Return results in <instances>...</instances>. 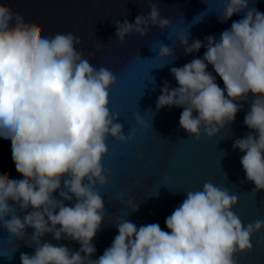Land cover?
<instances>
[{
	"label": "clouds",
	"instance_id": "9594fccd",
	"mask_svg": "<svg viewBox=\"0 0 264 264\" xmlns=\"http://www.w3.org/2000/svg\"><path fill=\"white\" fill-rule=\"evenodd\" d=\"M219 3L221 23L242 12L243 18L233 21L218 40L208 36L189 44V32L177 35L186 55L202 47L206 51L202 58L171 67L178 87L165 81L156 109L183 108L180 128L196 140L202 135L212 138L234 123L240 102L251 94L244 125L255 135L236 139L233 149L244 153L240 163L256 194L264 190V13L249 8L248 0ZM147 6L150 12L138 15L134 23L114 21L119 43L133 33L146 37L152 27H171L157 3L147 0ZM81 43L71 32L49 36L43 25L0 3V137L11 140L12 161L23 177L14 180L11 173H0V226L21 240L27 228L34 229V254L21 253V264H239L237 257L253 250L252 237L264 230V219L245 225L233 211L238 196L211 182L186 192L165 219L169 231L158 223L137 227L122 218L115 224L118 235L111 245L91 259L96 252L93 240L107 215L99 189L111 175L102 163L108 138L125 144L135 128L124 134L119 114L109 107L116 75L93 66L84 51L77 50ZM158 56L174 57L173 48L161 44ZM208 65L222 79L223 89ZM134 119L148 127L140 113ZM56 192L62 199L54 197ZM124 196H117L121 204ZM73 199L72 206L65 205ZM126 204L138 211L133 199ZM18 210L27 214L21 217ZM45 234L75 241L79 251L42 243Z\"/></svg>",
	"mask_w": 264,
	"mask_h": 264
},
{
	"label": "water",
	"instance_id": "95a60500",
	"mask_svg": "<svg viewBox=\"0 0 264 264\" xmlns=\"http://www.w3.org/2000/svg\"><path fill=\"white\" fill-rule=\"evenodd\" d=\"M5 2L14 11L22 12L26 21L43 25L49 36L68 32L78 36L82 43L77 50L82 49L96 68L107 67L116 75L117 84L111 89L109 107L111 112L119 114L124 134L135 128L132 139L125 144L108 138V152L102 163L111 175L107 185L99 189L107 215L93 240L96 252L91 259H98L111 245L118 235L115 224L122 218L137 227L158 223L161 229L169 231L165 219L183 202L186 192L202 190L205 182L227 188L238 196L233 211L245 225L264 219V190L252 193L255 185L246 180L240 163L244 153L233 149L236 139L250 132L255 135L244 125L252 95L240 102L242 110L234 123L217 136L202 135L199 140L189 137L180 128L183 108L156 109L164 82L178 87L171 67H182L194 58H202L206 51L202 47L199 52L186 55L177 35L189 32V44L196 39L203 42L208 36L218 40L224 30L231 28L233 21L243 18L244 12L221 23L219 13L223 9L219 0H210L208 4L204 0H152L158 4L161 16L171 20V27L165 30L152 27L146 37L133 33L121 44L116 40L114 21L123 23L127 19L134 23L138 15L150 12L147 0H0V3ZM248 4L249 8L264 13V0H248ZM161 44L172 47L174 57L160 58ZM98 45L102 46L96 51ZM90 52L95 55L89 56ZM207 70L223 89V81L211 65ZM136 113L142 115L147 128L136 123ZM0 173H11L10 178L14 180L23 179L12 161L11 140L3 137H0ZM119 193L125 194L124 204L117 200ZM53 195L62 199L58 192ZM74 199L64 201L65 205L72 206ZM128 199L139 205L138 211L132 212L127 207ZM31 211V208L27 210ZM27 212L18 210L17 214L23 217ZM33 232L34 229L27 228L21 240L0 226V264H21V253L34 254ZM41 242L63 245L73 251L80 248L75 241H57L52 234H45ZM252 242L253 250L237 257L239 264H264V230L254 235Z\"/></svg>",
	"mask_w": 264,
	"mask_h": 264
}]
</instances>
